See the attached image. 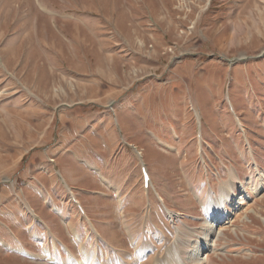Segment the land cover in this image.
<instances>
[{
    "label": "rangeland",
    "instance_id": "374dc122",
    "mask_svg": "<svg viewBox=\"0 0 264 264\" xmlns=\"http://www.w3.org/2000/svg\"><path fill=\"white\" fill-rule=\"evenodd\" d=\"M232 190L264 264V0H0V264H187Z\"/></svg>",
    "mask_w": 264,
    "mask_h": 264
},
{
    "label": "bare ground",
    "instance_id": "6f19581e",
    "mask_svg": "<svg viewBox=\"0 0 264 264\" xmlns=\"http://www.w3.org/2000/svg\"><path fill=\"white\" fill-rule=\"evenodd\" d=\"M57 192H59V190ZM234 197H236V192L232 190V191H230V196L224 198L217 205L218 208H215L214 209V207H213L208 212V214H206L207 215V224H208V229L209 230H208L207 234H205L204 237L199 242H197L196 244H194L193 249L191 250V253L189 254V257H188V261L189 262L186 261L187 264H189V263L204 264L202 262L203 261V258H206L208 256L207 254L211 251V248H212V246L210 245L211 240H212V237H215L216 236V238H217V236H219L220 232L217 233L218 226L221 225V224H223L224 222H226L227 221L226 219L228 218V216L230 214L228 212H225V210L223 209V207H225L226 204H230V198L232 200V198H234ZM54 211L56 213H58L57 209H55ZM225 213H227V214H225ZM170 218L172 219L171 216H170ZM17 250H20V249H17ZM139 251H141V250H139ZM172 251H173V253L171 255L169 254L170 255L169 256V259L171 260V264H185L184 263L185 260H183L185 258H182L181 257V254L177 250V247H176V249H173ZM46 256H47V258H49V255H46ZM142 257H143V255H142ZM142 257H140V259ZM48 260H50V259H48ZM158 260H160V259H158ZM73 263L74 262H72V264ZM78 264H80V263H78ZM84 264H94V262L91 260V257L90 256H87L86 257V262ZM157 264H161V263L158 262Z\"/></svg>",
    "mask_w": 264,
    "mask_h": 264
}]
</instances>
